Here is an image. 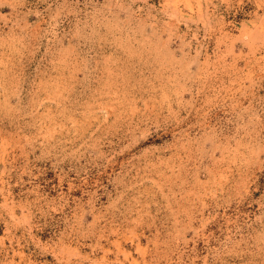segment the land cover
I'll return each instance as SVG.
<instances>
[{
  "label": "rangeland",
  "instance_id": "obj_1",
  "mask_svg": "<svg viewBox=\"0 0 264 264\" xmlns=\"http://www.w3.org/2000/svg\"><path fill=\"white\" fill-rule=\"evenodd\" d=\"M0 264H264V0H0Z\"/></svg>",
  "mask_w": 264,
  "mask_h": 264
}]
</instances>
